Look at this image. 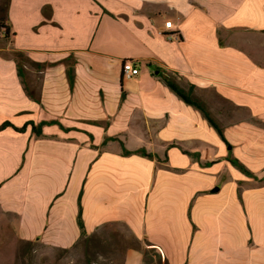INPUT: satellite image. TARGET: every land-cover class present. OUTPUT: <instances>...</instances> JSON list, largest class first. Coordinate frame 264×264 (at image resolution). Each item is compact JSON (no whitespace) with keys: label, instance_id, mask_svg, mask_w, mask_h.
I'll return each mask as SVG.
<instances>
[{"label":"crops","instance_id":"0c3cea01","mask_svg":"<svg viewBox=\"0 0 264 264\" xmlns=\"http://www.w3.org/2000/svg\"><path fill=\"white\" fill-rule=\"evenodd\" d=\"M4 16L0 125L25 130L0 131V214L18 241L74 249L80 199L87 236L133 240L123 264L149 249L168 264H264V0H9ZM14 51L45 65L26 68L39 102ZM164 73L194 87L225 141Z\"/></svg>","mask_w":264,"mask_h":264},{"label":"trees","instance_id":"16d2710c","mask_svg":"<svg viewBox=\"0 0 264 264\" xmlns=\"http://www.w3.org/2000/svg\"><path fill=\"white\" fill-rule=\"evenodd\" d=\"M9 0H6L5 5L1 8V12L5 13L6 12V8H7V3ZM7 18L6 16H0V41H4V42H9L11 40V37L13 36V33L11 32L10 27L7 25ZM11 55L13 56V59L16 63V67H17V72L19 74L20 79L22 80L23 84H24V89L26 91V94L28 95L29 98H31L32 100L39 102L40 101V96H39V92L37 90V81H36V77L31 78L30 76H28V72L26 68H32L33 70L36 71H42L45 68L44 64H38L35 63L33 61H31L29 58H27L24 54H22L21 52L18 51H14L13 53H11ZM135 65V64H134ZM66 75H67V79L68 82L70 84V86L73 84L74 82V62L68 60L67 61V65H66ZM162 76L163 81L166 83V85L168 86V88L174 93L176 94L182 101H184L187 105H190L192 107H194L196 110H198L203 117L208 121V123L216 130V132L218 133V135L220 136V138L225 141L224 139V134H223V130L222 128L218 125V123L214 120V118L211 116L208 108L206 107L205 103L200 100L197 96H195L194 94V87L192 85H189L187 88L180 86L177 81H176V77L168 74V73H164ZM31 126L32 131L34 132V134H36V136H40V128L41 125L38 126H34L32 123L29 124ZM11 127L13 128L15 131L17 132H22L25 130V126L22 128H15L13 127L10 123L5 122L3 124L0 125V131ZM142 155H146L145 152L140 151L139 152ZM124 154H129L127 152H124ZM229 162L236 167L237 169H239L243 174H245L246 176H252V174L244 167V165H242L238 160H236L235 158H229ZM79 203V212H78V216H77V224L78 227L80 229V243H83L85 251L89 253V249H93L96 247V245L99 244V242L103 243V244H107L105 240H99L97 237L95 236H87L85 231H84V226H83V222L81 219V212H80V199L78 200ZM122 241H120L121 245L120 247H122L119 250V254L117 253V256L114 258V261L112 260L111 264H123L124 261V256H125V251L126 248H129L130 246H134L133 245V240H130L129 238H121ZM22 243H24L27 248L32 247L33 245H37V246H41L43 247V245H41L40 243L33 241V242H27V241H20ZM102 245V244H101ZM33 249H27L25 250V254L30 255L32 253ZM61 252L67 253L70 250H59ZM86 264H91L89 257H86ZM142 264H168L166 261L162 262L160 254L157 253L154 249H149V250H144L143 251V262Z\"/></svg>","mask_w":264,"mask_h":264},{"label":"rangeland","instance_id":"374dc122","mask_svg":"<svg viewBox=\"0 0 264 264\" xmlns=\"http://www.w3.org/2000/svg\"><path fill=\"white\" fill-rule=\"evenodd\" d=\"M6 0H0V16H4L1 8L5 5ZM6 42L0 41L5 45ZM12 219L4 214H0V264H86V257H89L91 264H111V260L117 254H113L116 249L108 248L110 246H122L121 238L126 237L123 231L111 233L117 235L118 239H114L111 243L107 240V245L102 242L95 248L89 249V253L85 251L83 243L78 244L74 249L67 253L51 250L45 247L33 245L29 247L32 250L30 255L25 254L27 246L18 241L13 234ZM102 244V245H101ZM119 249V248H118ZM120 250V249H119Z\"/></svg>","mask_w":264,"mask_h":264},{"label":"built area","instance_id":"2783aa9c","mask_svg":"<svg viewBox=\"0 0 264 264\" xmlns=\"http://www.w3.org/2000/svg\"><path fill=\"white\" fill-rule=\"evenodd\" d=\"M172 27V23L171 22H166L165 23V28H168L170 29ZM175 39L177 40L178 39V35L176 34H173L169 37V39ZM122 76L126 79H131L135 76L138 75L139 73V69L131 62V61H125L123 64H122Z\"/></svg>","mask_w":264,"mask_h":264}]
</instances>
